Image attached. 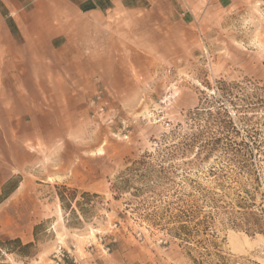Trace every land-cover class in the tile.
Returning a JSON list of instances; mask_svg holds the SVG:
<instances>
[{
  "label": "rangeland",
  "instance_id": "obj_1",
  "mask_svg": "<svg viewBox=\"0 0 264 264\" xmlns=\"http://www.w3.org/2000/svg\"><path fill=\"white\" fill-rule=\"evenodd\" d=\"M125 2L0 54V264H264V0Z\"/></svg>",
  "mask_w": 264,
  "mask_h": 264
},
{
  "label": "crops",
  "instance_id": "obj_2",
  "mask_svg": "<svg viewBox=\"0 0 264 264\" xmlns=\"http://www.w3.org/2000/svg\"><path fill=\"white\" fill-rule=\"evenodd\" d=\"M125 0H0V54H42L37 44L63 43L61 28L71 25L72 17L100 15L118 7L128 8ZM7 21L20 38L16 40Z\"/></svg>",
  "mask_w": 264,
  "mask_h": 264
},
{
  "label": "trees",
  "instance_id": "obj_3",
  "mask_svg": "<svg viewBox=\"0 0 264 264\" xmlns=\"http://www.w3.org/2000/svg\"><path fill=\"white\" fill-rule=\"evenodd\" d=\"M15 242L20 244V241L19 240H16Z\"/></svg>",
  "mask_w": 264,
  "mask_h": 264
}]
</instances>
